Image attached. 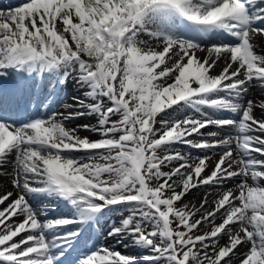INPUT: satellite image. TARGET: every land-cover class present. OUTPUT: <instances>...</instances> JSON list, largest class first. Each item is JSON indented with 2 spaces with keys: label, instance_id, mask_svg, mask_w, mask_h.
Here are the masks:
<instances>
[{
  "label": "snow or ice",
  "instance_id": "obj_1",
  "mask_svg": "<svg viewBox=\"0 0 264 264\" xmlns=\"http://www.w3.org/2000/svg\"><path fill=\"white\" fill-rule=\"evenodd\" d=\"M256 35L264 0H27L0 10V78L15 74L0 87V169L12 164L14 189L0 194V264H264V119L254 115L264 101L244 99L255 82L264 88ZM33 76L50 78L46 93ZM70 78L83 95L67 102ZM226 127L234 133L221 136ZM204 186L218 193L212 211L207 191L198 208L182 204ZM113 219L105 236L143 254L94 241Z\"/></svg>",
  "mask_w": 264,
  "mask_h": 264
},
{
  "label": "bare ground",
  "instance_id": "obj_2",
  "mask_svg": "<svg viewBox=\"0 0 264 264\" xmlns=\"http://www.w3.org/2000/svg\"><path fill=\"white\" fill-rule=\"evenodd\" d=\"M145 38H146V40H149L150 46H156L157 42L151 41L149 37H145ZM253 39H254L253 43L256 46L255 47V51L257 52V54L258 55L264 54V38H263V36H258L257 35V36H254ZM205 55H206V53H203V52L199 53V56H201V57H204ZM223 66H224V62L221 61L220 64H219V67L215 69V72L218 73ZM75 83H76V81H75ZM81 90H83V89H81ZM80 96H82V94H80ZM244 99L245 100H249L250 99V100H253V102H256V104H259L261 101H264V88L249 87V92L244 97ZM67 102H72V101L68 100ZM67 111L68 110L65 109L62 106V104L59 106V112H67ZM254 115H255V117L264 118V112H261V110H259L258 108L254 110ZM80 123H93L94 124L95 120L93 118L89 117L88 119H81V120L74 121V122H66V127H69V128L75 127L77 124H80ZM229 129L234 133V129L226 128L220 133V135L222 134L221 136H225L226 135L225 131H229ZM79 134L82 137L87 135V136H90V138H92V139L98 138L95 135L87 133V132H85L83 130H81ZM182 152L186 153V151H182ZM201 153L203 155L205 154L203 151H201ZM74 155L80 156V155H84V153H75ZM207 155L211 156V160L209 161L210 167L207 169L205 174H207V172L211 171V167H214L215 162L219 159L220 152H219V150H217L215 154H213L212 152H208ZM11 159H13V158H10V160ZM165 170H167V169H165ZM0 171H7L9 173L8 175L0 176V194H2L3 192H7V191H14V189H13V187L11 185L12 164L9 163V165L5 169H0ZM236 183H238V181ZM250 183H252V182H250ZM204 187H202L200 189H192L183 198L182 204H187L191 208H198L200 206L201 202L205 199V192H201V190ZM225 188H232L234 192L236 191L235 183H233V182H229L228 184H226ZM207 192H208L207 200L209 201V204L206 205V206H208V207L210 206L208 211H212L213 207H214V204L212 203V201L214 200L215 197L218 196V193L215 190H210V191L208 190ZM191 202H193V204H191ZM0 207H3V206H0ZM115 223H116V221H115ZM210 226H212V225H209V227ZM210 228H209V230H210ZM201 232H203V231H201ZM16 239L18 240L19 237H17ZM106 239H107V241H109L110 244L114 245L116 243V241L112 240L111 238L106 237ZM227 243H228V239H227ZM220 244H221V242H220ZM126 249H130V247H128ZM114 250L122 251L119 247L118 248H114ZM123 250L126 251L125 249H123ZM246 251H247V246H241L239 248V252L240 253H244ZM233 264H236V262H234Z\"/></svg>",
  "mask_w": 264,
  "mask_h": 264
},
{
  "label": "rangeland",
  "instance_id": "obj_3",
  "mask_svg": "<svg viewBox=\"0 0 264 264\" xmlns=\"http://www.w3.org/2000/svg\"><path fill=\"white\" fill-rule=\"evenodd\" d=\"M141 39H143V38H141ZM210 191V190H212V189H210L208 186H205L202 190H201V192H206V191ZM192 198V197H191ZM191 204H193V202H191ZM206 207V209H207V211H208V209H209V207L208 206H205ZM220 222V220L219 219H217L216 220V223L218 224ZM213 226V225H212ZM212 226H210V227H212ZM209 225L208 224H205L202 228H201V230L200 231H203V232H206V231H208L209 230ZM208 228V229H207ZM227 237H224L223 239H221L220 240V242H221V244L223 245V244H227ZM234 262H236V264H239V259H234L233 260V263Z\"/></svg>",
  "mask_w": 264,
  "mask_h": 264
}]
</instances>
